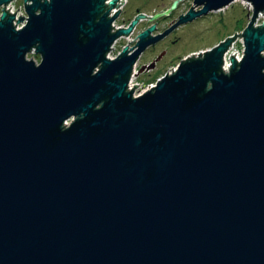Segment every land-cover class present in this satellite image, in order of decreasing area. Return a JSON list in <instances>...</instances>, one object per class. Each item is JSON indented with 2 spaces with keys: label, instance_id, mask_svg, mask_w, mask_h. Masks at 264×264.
Returning a JSON list of instances; mask_svg holds the SVG:
<instances>
[{
  "label": "water",
  "instance_id": "obj_1",
  "mask_svg": "<svg viewBox=\"0 0 264 264\" xmlns=\"http://www.w3.org/2000/svg\"><path fill=\"white\" fill-rule=\"evenodd\" d=\"M105 1L24 0L19 30L0 16V264H264V0H245L227 73L236 34L135 98L148 47L235 0H191L113 60V42L157 14L112 31L118 0Z\"/></svg>",
  "mask_w": 264,
  "mask_h": 264
},
{
  "label": "rangeland",
  "instance_id": "obj_2",
  "mask_svg": "<svg viewBox=\"0 0 264 264\" xmlns=\"http://www.w3.org/2000/svg\"><path fill=\"white\" fill-rule=\"evenodd\" d=\"M176 0H128L123 8L119 21L133 19L137 12L145 13L146 15L153 16L157 13L167 11ZM190 7H192L191 0H177L175 7L172 10L174 17L183 14ZM249 11L245 8L240 1H234L232 4L224 9L213 11L207 14V17L201 16L193 21L181 25L176 32L179 41L170 46L160 45L155 48L149 49L144 53L137 62V70L141 65L150 63L149 61L163 48L169 47L167 58L157 67L155 71L144 72L133 80V84L140 83H155L165 73H168L172 68L184 58L191 57L193 53H199L210 49L213 45L217 44L223 38L229 36H236L240 34L246 27L250 20ZM261 19L257 21L260 23ZM149 24L147 21L139 22L135 31L131 36L126 39H120L114 47V50L109 54L111 57L115 56L121 51L123 46L129 45L130 47L137 41V35ZM235 36V37H236ZM223 39V40H224ZM236 48H240L241 44L238 40L235 44ZM34 58L39 61L37 55L28 54L27 59Z\"/></svg>",
  "mask_w": 264,
  "mask_h": 264
},
{
  "label": "built area",
  "instance_id": "obj_3",
  "mask_svg": "<svg viewBox=\"0 0 264 264\" xmlns=\"http://www.w3.org/2000/svg\"><path fill=\"white\" fill-rule=\"evenodd\" d=\"M111 0H106L105 1V5L106 7L108 8L109 5L108 3L110 2ZM236 2L237 1H240L241 4H243L245 6V8L247 9V11H249V17L251 16V12H252V5L245 1V0H235ZM128 0H118V3H117V6H113L109 9V14L108 16L109 17H112L115 12H117L118 10H120L118 13H119V16L123 10V8L125 7V5L127 4ZM30 2L27 1L25 2V5L29 4ZM3 10L4 11H7L8 14H14V19H13V25L15 27L16 30H19L21 29L25 23H26V20L28 18L27 16V13L25 11V7H24V0H10V2H8L7 4H2L0 5V16L1 14L3 13ZM19 16L23 17L22 21L21 22H17ZM119 16L111 23V28H112V31H116L118 30L119 28H125L128 23H124L123 21H119ZM149 16V15H147ZM261 19L260 23H257V21ZM264 21V11L262 13H259L258 17L256 18L255 22H254V26H260L261 23ZM136 27L133 29V31L128 35V36H122V37H119L117 40H115L113 42V44L111 45L110 47V50L109 52L107 53L106 57L110 60H113L117 57V55L120 53V51L113 57H111L109 54L111 53V51L114 50V47H115V44L120 40V39H128L131 34L135 31ZM242 33V32H241ZM240 33V35H241ZM229 37H233V36H229ZM240 41V44H241V47L240 48H236L235 47V44L237 41ZM128 48H130L129 45H126ZM125 47V46H123ZM122 47V48H123ZM243 51H244V46H243V38L241 36H236L232 43L230 44V46L228 47V49L226 50V52L223 54V58H222V70L223 72L227 73L231 67V60H230V56H233L234 59L236 60V62H240L242 57H243ZM205 51H201L199 52L200 54H203ZM199 53H193L191 56H195L197 57L199 55ZM28 54H33V55H36L35 54V51L34 49H32ZM27 54V55H28ZM27 58V56H26ZM39 58V57H38ZM36 64L39 63V61H36L34 58H32ZM185 59V58H184ZM138 62V61H137ZM137 62L133 65V69H132V72H131V75H130V79H129V82H128V87H127V90H131L133 88V85H137L136 87L133 88V97H138L140 95H142L143 93L147 92L148 90H150L152 87H154L156 85V82L159 81V79L155 82V83H140V84H133V80L136 78V76H138L137 74ZM176 67L175 68H172L168 73H165V74H171L175 71Z\"/></svg>",
  "mask_w": 264,
  "mask_h": 264
},
{
  "label": "flooded vegetation",
  "instance_id": "obj_4",
  "mask_svg": "<svg viewBox=\"0 0 264 264\" xmlns=\"http://www.w3.org/2000/svg\"><path fill=\"white\" fill-rule=\"evenodd\" d=\"M174 8H172L171 6L169 7V9H167V11L165 12H162V13H157V17L149 22V24H147V27L153 25L155 28H154V32L151 34L153 36L155 35H158V34H161L163 33L164 31H166L167 29H169L178 19V17L180 15H183L184 13H186V11L183 13V14H180L179 16L177 17H174L173 14H172V10ZM195 10H198V8H196ZM188 11V10H187ZM208 15L204 16V17H207ZM148 23V21H147ZM185 26V25H184ZM182 26V27H184ZM182 27H177L175 29H173L168 35H166L163 39L159 40L157 43H155L154 45L148 47L142 54L141 56L146 53L149 49H152V48H155L156 46H162L165 44V46H170L171 44H176L179 39L178 37L176 36V32L182 28ZM144 28V29H145ZM224 39V38H223ZM220 40L219 42H222L223 41ZM226 39V38H225ZM218 42V43H219ZM136 43V42H135ZM134 43V44H135ZM217 43V44H218ZM133 44V46H134ZM216 45V44H215ZM214 46V45H213ZM168 51H169V47H165L163 49H161L149 62L155 60V59H158L155 63V67L150 70V71H155L157 69V67L167 58V55H168ZM140 56V58H141ZM149 71V72H150Z\"/></svg>",
  "mask_w": 264,
  "mask_h": 264
},
{
  "label": "trees",
  "instance_id": "obj_5",
  "mask_svg": "<svg viewBox=\"0 0 264 264\" xmlns=\"http://www.w3.org/2000/svg\"><path fill=\"white\" fill-rule=\"evenodd\" d=\"M130 20H131V19L127 20V23H129V22H130ZM123 22H124V23H126V20H125V21H123Z\"/></svg>",
  "mask_w": 264,
  "mask_h": 264
}]
</instances>
